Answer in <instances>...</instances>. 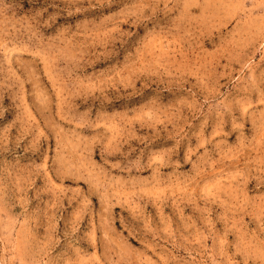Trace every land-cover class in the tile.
I'll return each mask as SVG.
<instances>
[{"label":"rangeland","instance_id":"374dc122","mask_svg":"<svg viewBox=\"0 0 264 264\" xmlns=\"http://www.w3.org/2000/svg\"><path fill=\"white\" fill-rule=\"evenodd\" d=\"M0 264H264V0H0Z\"/></svg>","mask_w":264,"mask_h":264}]
</instances>
